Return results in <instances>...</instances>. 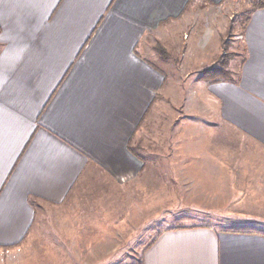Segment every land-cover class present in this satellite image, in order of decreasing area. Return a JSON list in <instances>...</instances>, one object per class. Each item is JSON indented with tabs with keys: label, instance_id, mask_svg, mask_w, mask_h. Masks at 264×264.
Listing matches in <instances>:
<instances>
[{
	"label": "crops",
	"instance_id": "0c3cea01",
	"mask_svg": "<svg viewBox=\"0 0 264 264\" xmlns=\"http://www.w3.org/2000/svg\"><path fill=\"white\" fill-rule=\"evenodd\" d=\"M227 1L0 0V247L24 245L51 212L73 223L89 202L111 203L108 191L138 184L141 171L152 199L148 171L169 155L176 206L234 225L166 230L138 264H264V231L246 230L264 229V5L241 6L250 13L231 79L197 76L201 93L188 99L176 88L173 98L155 51L172 57L160 35L187 9ZM209 46L193 44L192 56ZM168 99L183 107L170 129Z\"/></svg>",
	"mask_w": 264,
	"mask_h": 264
},
{
	"label": "rangeland",
	"instance_id": "374dc122",
	"mask_svg": "<svg viewBox=\"0 0 264 264\" xmlns=\"http://www.w3.org/2000/svg\"><path fill=\"white\" fill-rule=\"evenodd\" d=\"M245 1L247 0H228L224 5L225 10H221L220 6H201L195 11L187 9L182 19V26L169 23L165 28L168 29V34L167 32L161 34L159 40L172 52L171 58L162 60L167 61L165 65L171 69L168 70L166 87H169V92H173V98L177 95L173 88L178 90L180 96L183 91V99L192 97V93L197 95L200 92L201 86L193 81L204 69L215 65L211 62V58H216V61L226 54L230 55V60L226 57V61L229 62L228 70L232 72V58L236 59L242 50L244 25L250 13L249 10H241ZM181 34L185 40L182 49L178 46L174 47L172 43L176 36L180 40ZM214 35L215 38H213ZM212 39L218 41V50L214 49ZM155 41L156 39L152 42L153 45ZM208 43H211L212 47L209 46L208 50L200 48L194 52L196 57L192 56L193 44L204 47ZM201 52L205 56L200 58L196 53ZM159 64L164 67L162 62ZM180 100L178 106L174 104L175 99H168V103L163 106L168 115L174 114L172 119L169 118L168 129L173 128L171 122L180 115L177 113L182 111ZM173 160L174 156L168 155L164 159L168 163L161 165L163 169L148 171V178L159 183L157 187L151 188L154 191L152 199L151 192H146L148 188L143 186V171H141L137 178H140L138 184L118 186L113 190L110 186L109 190L116 191L114 193L108 191L109 194H113L111 199L114 198V201L102 202L103 206L100 202L98 204L89 202V212L80 216V213L76 211L78 216L72 219L73 223L62 214L60 218L55 217L52 212L50 217L40 215V226L31 229L24 245L0 247V249L10 248L11 250L10 257L5 260L1 258L0 264H138L144 258L148 248L154 244L155 239L166 230L197 223H216L232 227L234 223L225 219L200 218L196 217V214L195 217H191L194 215L190 208L191 203L182 209L176 206L174 192L178 180L174 163L171 162ZM163 189H167L170 193L169 195L167 193V202H156L155 198H159V192ZM145 193L148 195L146 198H144ZM84 204L87 205L86 202ZM160 204L166 207L158 209ZM96 205H99V213L95 215ZM112 205L114 206L109 208ZM95 225H99L98 229H78ZM246 230L264 231L256 227ZM18 248L21 249L20 254Z\"/></svg>",
	"mask_w": 264,
	"mask_h": 264
},
{
	"label": "trees",
	"instance_id": "16d2710c",
	"mask_svg": "<svg viewBox=\"0 0 264 264\" xmlns=\"http://www.w3.org/2000/svg\"><path fill=\"white\" fill-rule=\"evenodd\" d=\"M253 1L260 3V6L264 5V0H253ZM255 8H256V6H255ZM254 9H252V10H254ZM155 51L157 54L162 56L164 59H166V57L168 56L167 51L165 50V48L160 43H158V45L155 47ZM226 57H229V60H230L231 56L230 55L227 56V54H226V55H224V57L218 58L214 63L215 65H213L207 69H204L201 72L200 79L203 81H209V82L225 81V80L231 79L232 73H231V71L228 70L229 62L227 63ZM141 262H139V263H141Z\"/></svg>",
	"mask_w": 264,
	"mask_h": 264
},
{
	"label": "built area",
	"instance_id": "2783aa9c",
	"mask_svg": "<svg viewBox=\"0 0 264 264\" xmlns=\"http://www.w3.org/2000/svg\"><path fill=\"white\" fill-rule=\"evenodd\" d=\"M18 252L20 254L21 249L18 248ZM11 255V250L10 248H6V249H0V260L2 258V260L8 259L7 257H10Z\"/></svg>",
	"mask_w": 264,
	"mask_h": 264
}]
</instances>
